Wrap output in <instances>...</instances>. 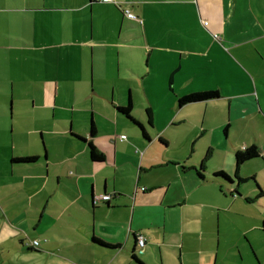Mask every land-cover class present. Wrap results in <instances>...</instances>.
Masks as SVG:
<instances>
[{"label":"crops","instance_id":"obj_1","mask_svg":"<svg viewBox=\"0 0 264 264\" xmlns=\"http://www.w3.org/2000/svg\"><path fill=\"white\" fill-rule=\"evenodd\" d=\"M116 1L0 0V251L264 264V0Z\"/></svg>","mask_w":264,"mask_h":264},{"label":"trees","instance_id":"obj_2","mask_svg":"<svg viewBox=\"0 0 264 264\" xmlns=\"http://www.w3.org/2000/svg\"><path fill=\"white\" fill-rule=\"evenodd\" d=\"M219 96V91L218 90H207V91H199V92H193V93H189L186 95H183L179 98L178 102L179 105H185L188 103H192V102H197V101H204V100H209V99H213ZM131 108H132V104L131 102L128 103V105L126 106H119L118 109L119 111L123 112L124 114H126V116L128 118H130L131 120H133L135 123L139 124L141 126V124L136 121L132 115H131ZM96 133V129L94 124L91 127V135H94ZM127 139V138H126ZM88 146L90 149V155L91 158L93 160L96 161H101L104 159V155L102 152H100L97 147L94 145V143L90 140L88 141ZM260 155V149L257 145H250L244 149H240L235 153V158H236V167L239 168V166L244 163L247 160H250L252 158H255L257 156ZM37 159V156H26V157H17V158H13L14 162H33ZM218 174L223 175L225 177H229L226 173L224 172H218ZM239 179H241L240 177H238ZM242 180V179H241ZM260 195H264V190H260ZM32 242V241H31ZM31 242H29L28 245H33L31 244ZM34 246V245H33ZM37 247V246H34Z\"/></svg>","mask_w":264,"mask_h":264},{"label":"rangeland","instance_id":"obj_3","mask_svg":"<svg viewBox=\"0 0 264 264\" xmlns=\"http://www.w3.org/2000/svg\"><path fill=\"white\" fill-rule=\"evenodd\" d=\"M240 138L243 139V137H240ZM252 171H253V169H250L249 170V173L252 172ZM254 171H256V173L259 175L258 176L259 177L258 178L259 181L261 183H264V167H262V166L261 167L260 166L255 167ZM260 236H261V233L259 232V234H258L259 241L257 243H261V240H263L262 238H260ZM29 241L27 242V245L29 244ZM14 245H16V242L15 241H13V242L12 241H9V242H7L4 245L3 249L0 251V264H25V263L28 262V261H26L24 259V257L21 254L18 253L17 249L14 248ZM29 247L36 248L37 249L39 246L34 247L33 245H31ZM257 249H259L260 251H262L259 248V246L257 247ZM261 255L264 256V250H263V252H261ZM28 264H31V263H28Z\"/></svg>","mask_w":264,"mask_h":264},{"label":"built area","instance_id":"obj_4","mask_svg":"<svg viewBox=\"0 0 264 264\" xmlns=\"http://www.w3.org/2000/svg\"><path fill=\"white\" fill-rule=\"evenodd\" d=\"M101 2H114V3H117V1L116 0H100ZM125 13H126V15L129 17V18H136V15L135 14H133L132 12H130V10L129 9H126L125 10ZM204 24H207V21H204L203 22ZM215 37H218V35H215ZM122 139H126L127 138V136L125 135V134H122L121 136H120ZM144 188H142V190H143ZM101 198L103 199V200H109L110 198H111V194H103L102 196H101ZM31 244H33L34 246H38L39 244H40V241L39 240H33L32 242H31ZM145 244H146V238L143 236V235H139L138 236V246L141 248V249H143L144 248V246H145Z\"/></svg>","mask_w":264,"mask_h":264}]
</instances>
